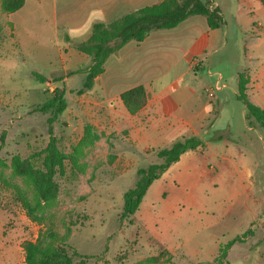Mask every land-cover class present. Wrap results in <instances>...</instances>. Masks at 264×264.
<instances>
[{"label":"rangeland","instance_id":"obj_1","mask_svg":"<svg viewBox=\"0 0 264 264\" xmlns=\"http://www.w3.org/2000/svg\"><path fill=\"white\" fill-rule=\"evenodd\" d=\"M215 1L232 26L233 61L231 65L217 62L208 74L198 73L196 85L207 98L206 91L217 78L210 73L221 74L227 84L224 92L235 102L217 126L230 122L236 137L244 131L253 140L235 143L226 137L215 142L209 141L215 132L205 134L207 150L196 151L190 161L174 165L155 180L133 216L135 223L130 224L121 220L124 194L136 185L139 170L162 159L157 151L128 141L126 132L99 131L94 124L96 110L88 109L77 94L85 75L70 76L71 71L61 68L65 38L50 40L49 29L38 28L43 20L27 11L22 18L15 16L18 45L7 21L12 13L2 9L0 0V264H25L24 243L36 241L47 229L58 232L60 243L80 255L73 264H213L221 246L253 229L249 239L228 249L223 264H264V126L254 119L246 124L244 105L235 100L232 71L244 63L243 43L237 46L234 27V12L244 0ZM249 17L239 19V25L245 26ZM38 30L45 37L49 34L48 39ZM84 64L80 61L79 66ZM33 72L48 81H39ZM56 77L63 79L55 81ZM56 88L65 91L68 103L53 125L58 146L67 157L65 174L55 177L54 201L45 209L42 222H34L23 204L25 197H33L32 186L15 175L13 161L18 157L35 169L42 168L50 138L47 120L52 114L36 108ZM210 99L217 103V98ZM247 126L259 130L248 131Z\"/></svg>","mask_w":264,"mask_h":264},{"label":"crops","instance_id":"obj_2","mask_svg":"<svg viewBox=\"0 0 264 264\" xmlns=\"http://www.w3.org/2000/svg\"><path fill=\"white\" fill-rule=\"evenodd\" d=\"M161 1L25 0L24 6L10 14L7 21L13 26L18 45L21 42L17 40L15 16L22 18L23 12L27 11L43 20V25L39 24L38 28L40 31L42 28L49 29L50 40L61 42L65 38V56L60 58V62L62 70L67 73L90 65L91 58L81 55L76 45L89 39L95 23H110L129 12ZM211 1L221 9L218 2ZM239 7L240 10L234 12V27L237 46L243 43L244 63L232 69L236 80L235 100L240 102L236 96L238 76L244 73L248 78V100L264 109V5L259 0H244L239 1ZM221 13L223 15L222 9ZM249 15L246 25H239V19ZM224 21L220 28L210 29L205 16H190L175 28L153 30L144 41H130L110 55L104 72L95 78L90 90L80 95L88 109L96 110L93 123L97 129L107 134L126 132L128 141L143 144L145 150L154 151L169 147L177 139L187 136H198L207 141L205 134L222 129L230 130L231 142L251 143L253 138L244 131L242 137H236L230 122L223 127L217 126L222 114L235 102L230 94L224 90L217 92L213 97L217 98L215 104L208 95L204 98L199 94V85H196L198 73L208 74L210 66L217 62L231 65L233 61L232 26L225 18ZM39 30L37 34L41 35ZM45 35L47 37L41 35L42 38L48 39ZM32 42H35L34 38ZM83 60L85 64L79 66ZM138 86L145 88L147 102L132 114L125 108L120 96ZM246 114L244 106L242 116L247 124ZM212 116L215 120H210ZM255 129L258 128L247 126L248 131ZM207 148L184 153L168 169L184 160L190 161L191 154L205 152Z\"/></svg>","mask_w":264,"mask_h":264},{"label":"trees","instance_id":"obj_3","mask_svg":"<svg viewBox=\"0 0 264 264\" xmlns=\"http://www.w3.org/2000/svg\"><path fill=\"white\" fill-rule=\"evenodd\" d=\"M259 1L264 5V0ZM24 4L25 0H2V9L13 13L20 10ZM194 15L205 16L210 29L220 28L225 22L221 9L214 6L211 0H162L159 3L129 12L110 23H95L89 39L76 45L78 51L91 58L88 67L79 68L69 73L70 76L77 73L85 74L83 85L77 94L81 95L92 88L95 78L104 72L108 57L119 51L128 42H142L151 31L175 28ZM32 75L43 83L48 81V77L39 72H33ZM62 79V77H56L55 81ZM247 84L246 74H239L237 99L243 103L247 110L246 119L248 121L254 119L264 126V109L248 100ZM121 99L127 110L135 114L146 104L147 93L143 86H138L124 92ZM67 107L65 91L56 88L51 97L36 108L39 112H51L52 114L47 120L50 138L44 150L42 168L35 169L18 157L13 161L15 175L24 177L32 186L34 195L32 198L25 197L23 204L27 216L34 222H42L44 219V211L53 203L57 191L55 177L65 174L67 157L58 146L53 125ZM230 135L229 130H217L209 138V141H220L226 137L229 138ZM206 148L207 141L198 136H187L177 139L169 147L159 149L157 156L162 161L139 170L136 185L125 192L121 220H128L130 224H134L133 216L138 211L152 183L159 179L173 163L179 161L184 153ZM249 234H252L251 229L243 237H235L226 245L221 246L215 263H225L228 249L236 242L243 241ZM23 248L25 264H73L74 258L80 256L69 245L61 244L59 233L51 229L41 231L36 241L25 242Z\"/></svg>","mask_w":264,"mask_h":264},{"label":"built area","instance_id":"obj_4","mask_svg":"<svg viewBox=\"0 0 264 264\" xmlns=\"http://www.w3.org/2000/svg\"><path fill=\"white\" fill-rule=\"evenodd\" d=\"M210 74L217 76L216 80L211 85V88L206 91L207 92V95L209 97H212L213 98L215 96V93L216 92L222 91L225 88H227V84L225 82H223V77H222L221 74H219V73H214V74L210 73Z\"/></svg>","mask_w":264,"mask_h":264}]
</instances>
